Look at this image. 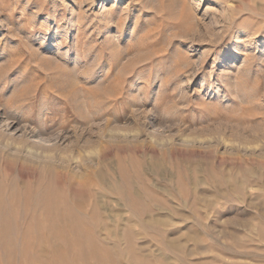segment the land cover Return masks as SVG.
<instances>
[{
  "label": "rangeland",
  "instance_id": "374dc122",
  "mask_svg": "<svg viewBox=\"0 0 264 264\" xmlns=\"http://www.w3.org/2000/svg\"><path fill=\"white\" fill-rule=\"evenodd\" d=\"M0 264H264V0H0Z\"/></svg>",
  "mask_w": 264,
  "mask_h": 264
},
{
  "label": "bare ground",
  "instance_id": "6f19581e",
  "mask_svg": "<svg viewBox=\"0 0 264 264\" xmlns=\"http://www.w3.org/2000/svg\"><path fill=\"white\" fill-rule=\"evenodd\" d=\"M55 200L57 201V198L50 200L51 203L50 202L47 203L48 205H46V208L49 210H54V212L65 211V212L70 213V210H60V204L58 202H55Z\"/></svg>",
  "mask_w": 264,
  "mask_h": 264
}]
</instances>
